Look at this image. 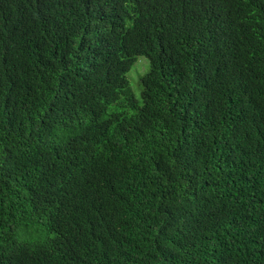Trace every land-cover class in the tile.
Listing matches in <instances>:
<instances>
[{
  "label": "trees",
  "instance_id": "16d2710c",
  "mask_svg": "<svg viewBox=\"0 0 264 264\" xmlns=\"http://www.w3.org/2000/svg\"><path fill=\"white\" fill-rule=\"evenodd\" d=\"M0 264H264V0H0Z\"/></svg>",
  "mask_w": 264,
  "mask_h": 264
},
{
  "label": "rangeland",
  "instance_id": "374dc122",
  "mask_svg": "<svg viewBox=\"0 0 264 264\" xmlns=\"http://www.w3.org/2000/svg\"><path fill=\"white\" fill-rule=\"evenodd\" d=\"M148 68V61L144 57H139L137 62L133 64L132 68L128 72V78L130 80L131 87L136 96H139L140 88L137 84L139 76L144 74Z\"/></svg>",
  "mask_w": 264,
  "mask_h": 264
}]
</instances>
